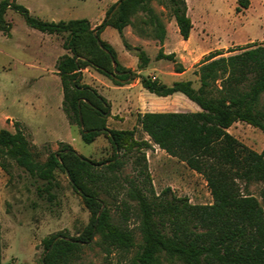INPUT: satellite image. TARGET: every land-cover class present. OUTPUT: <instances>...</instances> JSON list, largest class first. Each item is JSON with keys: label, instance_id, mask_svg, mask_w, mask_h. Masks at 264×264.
<instances>
[{"label": "trees", "instance_id": "16d2710c", "mask_svg": "<svg viewBox=\"0 0 264 264\" xmlns=\"http://www.w3.org/2000/svg\"><path fill=\"white\" fill-rule=\"evenodd\" d=\"M118 1V7L108 18ZM148 1L117 0L94 28L86 18L46 21L32 16L23 4L0 1L1 31L9 27L3 14L11 8L29 27L41 33L64 35L61 46L68 53L60 55L55 63L63 93L62 110L68 121L78 127L84 143L104 135L114 151V156L105 164L97 163L78 154L68 143H61L44 161H38L19 129L14 132L0 129L1 156L41 180L43 186L39 192L50 193L54 171L60 168L90 214L81 236L54 234L41 240V264H66L95 234L114 248L134 246L133 234L112 223L109 208L98 191L105 182L106 171L118 169L123 157L133 152L139 153L134 163L141 167L136 180L129 181L126 196L137 205L141 243L130 264H161V255L172 263L181 264H264V146L260 152L255 151L227 130L240 121L264 133V44L244 46L239 52L226 56L220 51L207 54L193 71L199 82L197 88L192 80L167 85L120 65L114 48L100 38V32L110 26L118 32L123 45L131 49L122 33L130 25L138 35L153 37L162 44L166 29L152 13ZM168 2L180 36L187 39L192 22L186 14L185 0ZM248 3V0H237L238 7L247 8ZM138 10L145 12L147 18L133 25L132 15ZM147 25L153 27L154 35L146 34ZM133 49L138 68L146 67L150 61L146 51L139 46ZM155 57L173 62L175 72L184 70L175 60L174 52L165 54L159 49ZM85 67L106 76L115 85H123L121 80L129 83L138 78L140 85L156 96L181 93L199 110L138 113L140 129L149 137L138 139L135 127L114 129L106 126L110 104L95 88L81 82V69ZM114 69L122 73L112 77ZM151 144L201 174L212 202L192 204L188 198L174 195L169 188L155 195L145 155L140 152ZM0 166L6 169L3 164ZM253 183L262 184L261 203L248 192ZM123 211L127 213L128 207ZM0 264H9L2 263L1 233Z\"/></svg>", "mask_w": 264, "mask_h": 264}, {"label": "rangeland", "instance_id": "374dc122", "mask_svg": "<svg viewBox=\"0 0 264 264\" xmlns=\"http://www.w3.org/2000/svg\"><path fill=\"white\" fill-rule=\"evenodd\" d=\"M1 1V0H0ZM17 2L28 8L32 16L46 21H59L74 18H86L94 28L105 18L107 10L113 4L111 0H7ZM117 1V0H116ZM190 3V18L194 24V38L203 29L208 37L202 35L198 45L206 48L209 45H224L221 50L224 56L240 51L241 47L251 44H264V0H252L248 10L236 11V0H218L217 12H213L210 4L194 5ZM152 13H154L168 28V49L178 48L179 40L172 21L170 3L168 0H149ZM202 7V8H201ZM207 10V12H206ZM147 18V14L138 10L132 15V22L138 24L139 20ZM3 19L8 24L5 31L0 30V129L11 132L19 129L30 143V149L36 160L44 161L47 154L57 150L61 143L71 142L76 152L87 159L97 163H104L114 156V151L104 135H99L91 143H84L80 139L79 129L68 121L62 110V100L53 95L47 102H38L36 99L25 100L26 85H35V77L41 76L55 68L58 56L43 55L41 51L49 42L61 46L64 35L46 34L26 25L23 17L12 10L6 9ZM132 27L130 25L125 28ZM134 29V28H133ZM132 29V30H133ZM155 30L150 25L146 27V34L154 35ZM9 32V35L7 34ZM177 34L179 32L177 30ZM246 36L248 37L247 39ZM103 38L109 41L116 49L122 47L118 32L107 27ZM153 39V37H148ZM236 38L243 40L240 41ZM228 40V41H226ZM217 42V43H216ZM158 41L156 40V45ZM181 49V48H180ZM158 48L150 46L146 51L150 62L143 70L148 76L157 75L165 84L172 81L167 75L173 70L174 63L166 59H156ZM135 53V52H134ZM212 53V52H210ZM210 53H191L179 51L175 53V60H184L190 70ZM40 62L44 68H32L33 63ZM138 64V63H137ZM56 69V68H55ZM139 68H135V72ZM38 71V72H37ZM91 71V69H90ZM150 72L151 74H147ZM191 72V71H190ZM88 77V73H85ZM193 79V86L197 88L199 82L196 75L188 74L182 79ZM109 80V79H108ZM133 79L131 82H133ZM84 82V81H83ZM126 90L109 91L108 95L116 102H120ZM132 93H137L133 90ZM150 98L159 100V97L144 90ZM264 100V95L263 98ZM151 102V101H150ZM187 101L175 99L172 104L177 112H189L192 108ZM47 104L53 114L57 115L60 109L64 113L71 131H62L63 127L55 125V132L50 134L35 133L24 122V117L39 110L40 105ZM136 106H130V114L121 109L113 120L109 122L115 129H131L135 127V137L148 139L149 137L140 129L137 122ZM141 110H144L142 107ZM109 116V117H110ZM108 117V119H109ZM59 121V120H58ZM228 132L249 148L260 152L264 146V133L245 122H235ZM145 155L146 170L150 175V183L155 195H159L165 188L180 197L188 198L192 204H209L212 202L211 194L203 176L190 169L183 161L170 156L157 145L151 144L142 149ZM121 155V151L118 153ZM138 152L128 153L123 157V163L112 172L106 171L105 182L99 189V197L109 208L111 221L125 229L134 236V246L129 249H119L106 245L98 234L87 243H83L81 250L73 255L66 264H130L141 243L139 232V215L134 200L126 196V187L130 180H136L139 166L135 165V156ZM0 224L2 263L9 264H41L43 246L41 240L49 235L60 234L78 237L83 234L89 222V211L83 204L82 198L70 186L68 179L60 168L54 171V185L50 193L39 192L43 182L31 177L23 168L13 161L3 158L0 154ZM261 183H253L248 187L258 202L261 203ZM128 207V212L123 210ZM161 264H181L170 262L166 256H160Z\"/></svg>", "mask_w": 264, "mask_h": 264}, {"label": "crops", "instance_id": "0c3cea01", "mask_svg": "<svg viewBox=\"0 0 264 264\" xmlns=\"http://www.w3.org/2000/svg\"><path fill=\"white\" fill-rule=\"evenodd\" d=\"M191 4L194 5H201L203 6L204 4H210L213 6L212 11L217 12L216 5L218 4V0H190ZM112 3L116 2V0H111ZM186 2V14L190 17V3L189 0H185ZM248 6L252 4V0H248ZM238 6L237 0H236V6ZM202 8V7H201ZM250 7L243 8L239 12H243L244 10H248ZM207 12V10H206ZM191 19V18H190ZM172 21H174L172 17ZM192 22V21H191ZM106 26L101 32H100V38L106 42H108L111 46L112 44L107 41L106 39L103 38V32L107 29ZM133 29V28H132ZM130 27L124 28L123 29V39L132 47L131 49H127L122 42V47L119 49L114 48L116 51V57L117 61L119 62L120 65L126 68H130L132 70H135V68H138V60L135 56V51L133 47L139 46L142 48L144 51H149L150 46H153L154 48L162 49L163 53H178L179 51H188L191 53H210V52H215L217 50L223 49V47H226L224 45H209L206 48L201 47L198 45L199 40H202V35L204 34L205 37H208L207 32H205L203 29L200 30V33H197V38H194V24L192 23V28L190 30L189 36L187 39H182L180 34H177V30L174 29V32L176 33V37L179 39V46L178 48H173V49H168V28L167 26L165 27L166 29V35L163 40V43L156 45V40L157 39H150L148 37L140 36L138 35L134 29L132 30ZM120 36V35H119ZM264 37V36H263ZM121 38V37H120ZM248 37L246 36L245 39ZM237 40H240L236 38ZM122 41V38H121ZM158 41V40H157ZM228 41V40H226ZM240 41H244L240 40ZM217 43V42H216ZM181 48V49H180ZM158 52V51H157ZM43 55H52V56H60L64 53H68L67 50L62 48V46L56 45L52 43L49 39V42H47L43 50L41 51ZM150 58V57H149ZM150 62V61H149ZM180 63L183 65L184 70L182 72H175L174 70L169 71L167 75L171 76L173 79L171 81H179V80H192L193 79H182L186 75H190L193 73V70H190L192 67H188L184 60H180ZM149 64V63H148ZM147 64V66H148ZM45 65V64H44ZM43 65V66H44ZM40 62L36 61L33 63L32 68L39 69V68H44ZM142 69H137L138 74L146 75L143 74ZM91 69V71H90ZM191 71V72H190ZM38 72V71H37ZM88 73V77L85 76V73ZM81 74H82V79L81 82L90 85L91 87L95 88L96 91L103 96L107 102L110 104V113L112 116L116 115L121 109H125L127 113L130 114V106L133 104L136 106V113H144V112H177L173 108H176L177 106L175 104H172V102L175 99H180L183 102L187 101L185 103H188L191 106V110L189 112H194L198 111L199 107L192 101H190L188 98H186L183 94L181 93H174L172 95L168 96H158L159 100L150 98L148 94L144 92V88L140 85L139 79L135 78L133 82L125 83L123 82V85H115L109 78L106 76L100 74L99 72L95 71L94 69L90 67H85L81 69ZM147 74H151L148 72ZM194 75V74H193ZM152 78H156L159 80V77L157 75L151 76ZM35 79V85H26V91H25V100H33L36 99L38 102H47L51 99L53 95L60 101L63 99V93H62V88H61V83L59 76L57 75L56 69L54 68L51 70L47 76H41L40 73L37 74V76L34 78ZM109 79V80H108ZM84 81V82H83ZM160 81V80H159ZM162 82V81H160ZM169 83V84H171ZM194 83V82H193ZM167 84V85H169ZM114 90H126L127 92L123 94V99L120 102H116L114 99L110 98V95H108L109 91H114ZM137 91V93H132L131 91ZM147 91V90H146ZM150 93V92H149ZM153 94V93H152ZM155 95V94H154ZM151 101V102H150ZM142 107L144 110H141ZM57 115L53 114L51 111V107L47 104L40 105L39 110H37L34 113H31L30 115H27L24 117V122L30 126V128L35 132V133H43V134H50L55 132V125H61L63 127L62 131L64 132H69L71 131V125L68 123L64 113L60 109L58 112H56ZM136 114V115H137ZM112 116H108L106 119V126L109 128H114L112 127L109 120L112 119ZM59 120V121H58ZM129 129V128H128ZM69 145L72 146L71 142H67ZM73 147V146H72Z\"/></svg>", "mask_w": 264, "mask_h": 264}, {"label": "water", "instance_id": "95a60500", "mask_svg": "<svg viewBox=\"0 0 264 264\" xmlns=\"http://www.w3.org/2000/svg\"><path fill=\"white\" fill-rule=\"evenodd\" d=\"M119 3H120V1H118L116 4H115V6L112 8V10H111V12H110V14H109V16H108V18L112 15V13L116 10V8L118 7V5H119ZM93 34H95V31L93 32ZM113 65L115 66V64L113 63ZM122 72H118V71H116L115 69H114V71H113V73L111 74V76L112 77H115L116 75H118V74H121ZM122 82H125L126 80H121ZM41 260H43V256H42V259Z\"/></svg>", "mask_w": 264, "mask_h": 264}]
</instances>
